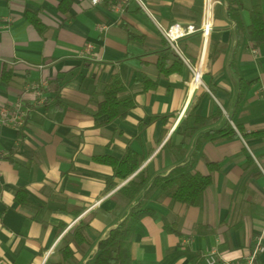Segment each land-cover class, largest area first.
<instances>
[{
  "label": "crops",
  "instance_id": "0c3cea01",
  "mask_svg": "<svg viewBox=\"0 0 264 264\" xmlns=\"http://www.w3.org/2000/svg\"><path fill=\"white\" fill-rule=\"evenodd\" d=\"M232 1L236 18L228 0H217L203 53L199 33L175 50L159 29L199 26L203 0H0V22L9 23L0 29V264L58 263L80 223L87 240L71 245L66 264H90L98 242L138 204L151 213L129 237L127 264H207L213 250L217 264H240L261 235L264 245V137L256 134L264 129V45L254 47L248 32L250 10L264 11V0ZM199 64L208 90L191 92L190 66ZM114 76L135 107L108 121L95 104ZM42 83L46 101L36 104L25 92ZM20 99L27 114L16 128L1 111ZM228 125L234 133L209 134ZM128 152L142 160L126 179L101 162ZM189 160L212 179L200 206L151 187ZM142 176L141 191L127 197L122 189Z\"/></svg>",
  "mask_w": 264,
  "mask_h": 264
},
{
  "label": "trees",
  "instance_id": "16d2710c",
  "mask_svg": "<svg viewBox=\"0 0 264 264\" xmlns=\"http://www.w3.org/2000/svg\"><path fill=\"white\" fill-rule=\"evenodd\" d=\"M230 14L233 15L234 2L228 0ZM251 23L248 27L249 39L254 47L264 45V11L258 6H254L250 10ZM172 56L176 61L182 62V59L174 51ZM10 75V73H9ZM7 76L11 78V76ZM6 79L5 76H2ZM7 78V79H8ZM126 92V87L119 76H114L108 81L101 92V100L95 104V116L107 115L108 121L116 118H125L129 112L135 107L134 96H121ZM222 133V134H221ZM234 133L229 125L222 129L212 131L209 134L213 138L219 135H229ZM264 137V129L256 133ZM141 158L134 154L127 153L121 159L105 157L101 162L108 163L114 168V177L126 179L140 165ZM144 178L141 180L132 179L122 191L129 198H134L141 191ZM212 182L211 175H202L194 170L193 160H189L182 165L173 168L167 175L156 176L153 179L151 187H160L167 196L174 201L187 204L190 206H200L205 191ZM113 182L109 183V187H113ZM151 213L147 209H141L140 204L131 207L128 215L120 221L109 234L101 239L97 245V253L90 264H127L130 261V247L128 244L131 233L135 230L139 220L146 214ZM86 223H80L76 229L69 234L58 248L60 261L56 264H66L73 260L74 251L71 245L77 249L87 240Z\"/></svg>",
  "mask_w": 264,
  "mask_h": 264
},
{
  "label": "built area",
  "instance_id": "2783aa9c",
  "mask_svg": "<svg viewBox=\"0 0 264 264\" xmlns=\"http://www.w3.org/2000/svg\"><path fill=\"white\" fill-rule=\"evenodd\" d=\"M101 0H92L93 4L99 3ZM217 0H203V8H202V19L199 26H195L193 24L182 25L180 23H174L167 28H162L159 26V29L163 35V37L168 41L170 46L177 50L178 41L181 38L186 36L199 33L202 36L204 49L203 53L205 52V48L207 43L212 35L214 29V22H215V7L217 5ZM8 28L9 23L6 22L5 24H1L0 22V29L1 28ZM93 49V45L91 43H87L84 45L83 49L79 52V56L85 58L90 56ZM189 66V65H188ZM190 70L192 71V79L189 82V89L190 91H194L200 87H204L206 90L207 87L203 83V67L202 64L198 66L191 67ZM44 83L42 84H34L29 87L25 94L31 92L34 95L35 103L36 104H43L46 101V98L43 95ZM2 118L5 122L9 123L13 127L19 128L22 127L25 123L26 119V107L23 104V99H20L18 103L12 109H2ZM100 205V201L96 202L93 207H97ZM263 235L257 238L254 247L251 251L245 255L240 264H257L258 257L261 253L264 252V245L262 244ZM53 253V249L46 252L44 256V261H47L51 254ZM207 264H217L218 263V254L215 250L211 251L205 258Z\"/></svg>",
  "mask_w": 264,
  "mask_h": 264
},
{
  "label": "bare ground",
  "instance_id": "6f19581e",
  "mask_svg": "<svg viewBox=\"0 0 264 264\" xmlns=\"http://www.w3.org/2000/svg\"><path fill=\"white\" fill-rule=\"evenodd\" d=\"M203 60V59H202ZM190 95V94H189Z\"/></svg>",
  "mask_w": 264,
  "mask_h": 264
}]
</instances>
